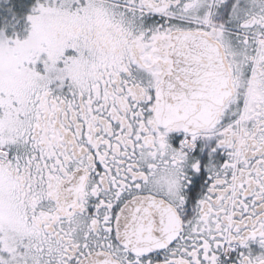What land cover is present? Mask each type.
I'll list each match as a JSON object with an SVG mask.
<instances>
[{
  "label": "snow or ice",
  "instance_id": "1",
  "mask_svg": "<svg viewBox=\"0 0 264 264\" xmlns=\"http://www.w3.org/2000/svg\"><path fill=\"white\" fill-rule=\"evenodd\" d=\"M0 264H264V0H0Z\"/></svg>",
  "mask_w": 264,
  "mask_h": 264
}]
</instances>
